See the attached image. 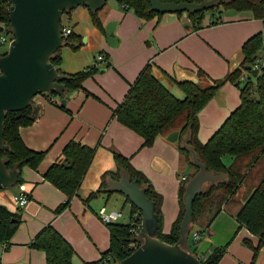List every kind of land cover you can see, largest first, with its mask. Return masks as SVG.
<instances>
[{"label": "crops", "instance_id": "0c3cea01", "mask_svg": "<svg viewBox=\"0 0 264 264\" xmlns=\"http://www.w3.org/2000/svg\"><path fill=\"white\" fill-rule=\"evenodd\" d=\"M75 14L79 24L75 28L67 26L82 36L84 45L89 44L92 36H95L97 41L95 45L84 46L81 49L99 50L102 46L103 51L99 55H103L104 60L95 58L96 64L99 67L100 62L108 61L110 66H103L101 69L104 71L100 70L92 78L85 80L84 88L75 91L68 99L66 110L52 102L45 94H39L34 98L35 121L29 126L22 127L20 132L28 147L47 151V155L37 169L29 166L22 169L23 182L18 186L0 189V204L12 212L19 213L22 219L7 249L2 252V264H46L45 252L31 247L30 243L38 232L50 223L74 246L73 264H86L98 260L109 248L108 226L105 224L104 228L100 225L95 219L96 212L91 208L92 200L86 202L84 199L100 187L104 172L117 170V164L115 168L109 166L102 169L99 181H95L94 177L88 186L85 184L86 175L70 207L59 215L54 212L65 201L66 195L57 186L45 180L44 173L53 163L62 160L64 147L73 139L97 147L93 162L99 154L101 156L103 153L106 156L110 154L111 157V149H116L129 157L134 167L142 171L162 195L163 232L169 233L180 213L179 190L182 180L189 176L193 169L180 152L179 139L170 142L166 139L168 134L160 135L153 146L142 147L143 138L114 118L113 109L123 101L130 85L135 82L149 61L154 62L173 80L196 81L199 69L204 70L212 78L221 77L241 67L244 59L242 52L244 42L263 31L257 21L259 19L255 18L251 11L226 16L224 22L218 25H211L210 18L203 19L201 28L195 30L188 16L165 13L161 17L145 20L116 1V4L107 7L105 5L100 13L105 29L108 23L117 21L116 35L120 41L118 46L113 47L107 43L106 32L89 25L90 11L77 10ZM82 23L84 25L88 23L91 27L88 38L82 32L84 31ZM81 49L74 53L76 54L73 58L74 65L71 67L76 68L64 66L63 71L72 73L88 65L89 61L79 63ZM164 81L169 88L177 87L168 80ZM225 88L220 90L199 114L198 136L203 143L213 136L224 120L240 105L241 100L237 101L231 97ZM71 94L68 93L67 96ZM54 100L58 102L56 97ZM224 157L226 166L240 162L237 161L238 158L230 156L229 161L225 163ZM248 161L249 159H246L244 164L246 165ZM257 166L253 169L255 170ZM24 192L29 194V200L25 206L20 207L15 197ZM105 194L107 193L97 197ZM243 203V200L232 199L223 206L209 228L203 231L206 233L204 237L206 239L201 237L196 244L201 254L208 253L212 246L217 244L229 243L227 252L219 264H224L223 262L251 264V253L241 249L242 238L248 239L247 236L253 235L259 244L260 237L252 234L245 226L239 227L234 213ZM188 241L190 242L189 239ZM255 264H264V244Z\"/></svg>", "mask_w": 264, "mask_h": 264}, {"label": "trees", "instance_id": "16d2710c", "mask_svg": "<svg viewBox=\"0 0 264 264\" xmlns=\"http://www.w3.org/2000/svg\"><path fill=\"white\" fill-rule=\"evenodd\" d=\"M116 1L123 4L125 8L133 10L141 19L149 20L163 15L152 9L149 0ZM162 1L201 2L203 0ZM229 9H235L237 12L251 11L255 18L262 20L264 24V0H220L219 5L195 14H189L188 17L192 20L194 29L198 30L201 28L206 12H213L210 24L218 25L224 22V13ZM101 11L96 14L91 13V18L94 26L106 32ZM216 12L220 14L219 17H216ZM176 14L182 16L183 12ZM0 23L5 26L6 33L12 34L8 0H0ZM83 44L82 36L72 29V32L64 38L63 47L68 45L74 51H78ZM263 46L264 31L251 36L242 46L244 59L241 67L228 72L225 78L220 79L212 78L204 70L199 69L197 71L198 80L196 81L173 80L154 62L149 61L135 82L130 85L123 101L113 109L112 116L114 118L143 138L142 147L153 146L160 135H167L174 130L180 131L179 149L193 172L182 180L179 190L180 213L169 233L163 232L162 195L155 189L151 180L142 171L134 167L131 159L116 149H112V153L117 164V170L104 172L101 176L100 187L84 201L88 202L102 193L112 194L106 191L109 178L119 179L122 172H126L132 180H136L140 186L146 187L148 197L156 202V212L159 215L158 237L165 242L175 244L179 240L181 221L185 214L183 196L186 184L198 171V167L192 162L191 152L188 149L193 148L198 158L206 165L207 171L220 174L221 177L206 182L203 191L197 195L194 201V214L188 239L196 226L202 229L199 231L200 233L209 228L210 223L223 206L235 198L243 182L254 170L253 168L264 160V68L261 72L254 68V60ZM61 49L53 54L51 61L60 74L66 75V78L62 80L66 92L62 96L53 91L41 93L47 95L57 105L59 103L54 100L56 96L63 99L68 93L83 89L85 80L94 76L99 70L95 63L75 73L63 71ZM246 73L248 74L247 77L245 76ZM164 80L176 85L183 92V98L177 97ZM226 82H232L239 88L241 103L213 136L206 143H203L198 136L200 129L199 114ZM33 103L34 100L23 110L8 111L4 123V141L9 149L2 151V157L9 170L18 168L19 181L17 186L23 182L22 169L25 166L37 169L47 155V151H38L28 147L21 136V128L29 126L35 121ZM60 107L64 110L67 109L62 104ZM96 151L97 147L74 139L70 140L62 151V160L53 163L44 173V179L57 186L66 195L65 201L54 210L55 214L59 215L70 207L90 169ZM226 155L238 158L237 161L240 162L236 165L226 166L223 161V157ZM246 159L249 161L245 165ZM64 162H68V166L64 165ZM125 199L132 207L131 221L129 223L116 221L106 224L110 232L109 248L102 253L100 259L89 261L86 264H117L131 255L143 243V239L136 236L132 231L133 224L141 222L140 217L136 220L132 219L135 218L136 213L140 216L142 212L127 197ZM234 214L239 222V227L245 226L251 233L260 237L259 245L253 246L255 255L251 264H255L259 250L264 244V174L258 185ZM21 221L19 213L12 212L5 205L0 204V264H2V247L4 244L7 246L10 244V240L18 230ZM228 245L229 243L222 246H212L206 254H201L196 244L193 243L192 245L189 241L186 248L196 256H202L200 259L203 264H219L227 252ZM30 246L45 252L46 264H73L74 246L51 223L38 232Z\"/></svg>", "mask_w": 264, "mask_h": 264}, {"label": "water", "instance_id": "95a60500", "mask_svg": "<svg viewBox=\"0 0 264 264\" xmlns=\"http://www.w3.org/2000/svg\"><path fill=\"white\" fill-rule=\"evenodd\" d=\"M108 0H8L10 4V22L13 39L8 51L0 56V189L13 187L19 181V170H9L2 157V151L9 149L4 141V123L8 111L27 108L34 98L45 92L53 91L62 96L66 87L62 80L66 75L60 74L51 61V57L64 45L62 18L78 6H85L91 13L102 10ZM154 11L165 13L183 12L184 16L195 14L219 5L220 0H203L201 2H170L149 0ZM237 13L235 9L226 11V16ZM117 21L106 26L107 43L116 47L120 38L116 35ZM4 26L0 27V33ZM104 71V69H101ZM66 95L62 106L70 97ZM33 117L34 112H33ZM180 131L168 133L166 139L176 142ZM192 162L198 171L187 182L183 196L185 214L181 221L179 240L171 244L161 240L159 233V215L156 202L148 197L147 188L132 180L126 172L119 179L109 178L106 188L108 193H121L142 212L140 237L143 243L131 255L117 264H203L200 257L189 251L188 233L194 214V201L208 181L221 177L207 171L206 165L198 158L193 148ZM68 166V162H64Z\"/></svg>", "mask_w": 264, "mask_h": 264}, {"label": "rangeland", "instance_id": "374dc122", "mask_svg": "<svg viewBox=\"0 0 264 264\" xmlns=\"http://www.w3.org/2000/svg\"><path fill=\"white\" fill-rule=\"evenodd\" d=\"M112 4H116V1L115 0H108V2L106 4V7L110 6ZM77 10L78 11H82L83 10V11L89 12L88 8H86L85 6H78L76 9L72 10L71 13H65L64 14V16L62 18V21H63L64 25H69V26L75 28L79 24L77 19H76V14H75ZM242 12H246V11H242ZM247 12L249 13L250 11H247ZM212 13L213 12H206L205 15H204V19L207 20L208 18H210V19L213 18ZM219 16H220V14L218 12H216V17H219ZM225 17H226V14L224 13V18ZM205 20H204V22H205ZM90 21L91 22H89L90 23L89 25H91L93 27L94 24H93L91 16H90ZM257 21H259L260 26L262 27V30L264 31L263 22L260 19L257 20ZM89 25H88V23L87 24L85 23V25L82 23V26L84 27V31H82V32H83V34H85L84 36L86 38L89 37V35H90L89 32L91 31V27ZM5 33L6 32H4V34ZM86 40H88V39H86ZM95 42H97L96 38H95V36H92L89 44H87V45L83 44L82 48L84 46H88V45L89 46L95 45ZM99 44H100V41H98V46L100 47ZM8 48H9V43L0 46V54H3L5 52H7ZM101 51H103L102 46L100 47L99 50H94L93 49V50L90 51V50L81 49V60H80L79 63L80 64H84V62H87V61H89V63H88V65H86L84 67H80L81 69H77L75 71H72V73L84 70L88 66L94 65L96 63L95 60H97L95 58H98V56H99ZM75 52H77V51H74L68 45L62 47V49H61V53H62V57H63V63L61 65L62 68L64 66H70V68H72V69L76 68L74 66L71 67V65H74L73 58H75V55H76V54H74ZM105 57H106V55H105ZM106 60H107V57H106ZM109 63L110 62H108V61L107 62H105V61L100 62L99 63V67H98L99 68L98 72L101 70V68L103 66L104 67H109L110 66ZM75 66H77V65H75ZM227 74L228 73L222 75L221 77H217V78L218 79L225 78V76ZM92 77L93 76L89 77L88 79H90ZM242 84H244V83L242 82ZM225 87L227 88V91L229 92L231 97H233L237 101L241 100L238 87L234 83L226 82L223 85V87L221 88V90H224ZM171 91L179 98H183V96H184L183 92L178 87H175L174 89L171 88ZM56 100L58 101L59 105H61V101H62L61 97L60 96H56ZM240 103H241V101H240ZM111 152H112V149H111ZM224 159H225V163H227L229 161V159H230V155H226L224 157ZM108 167L109 168H115L116 167V162L114 160L113 153H112L111 157H110V154H107V156L104 153L102 154V156H101V154H99L97 156V158L95 159V161L91 164L90 169L88 170V173L86 174L87 178H86L85 184L88 186L92 182V179L94 177H95V181L98 182L99 178H100V175H101V172H102L101 170L104 169V168L106 169ZM263 174H264V160L246 178V180L243 182L240 190L238 191V193L236 194L235 198H233V199H237V200H241V201L243 200V202H244L245 199L249 196V194L258 185V183L261 180ZM85 187L82 190L83 193L85 191ZM105 204H106V206H105ZM123 205H124V207H123ZM103 207H106L108 210H117V211H121L122 210L123 211V217L119 220V222H123V223L130 222L132 207H131V204L129 202H126L125 197L121 193H117V192L116 193H112V194H110V196H108L107 194L101 195L99 197H96V198L92 199V201H91V208L97 214L95 219L100 223V225L102 227L105 228L106 226H105V224H103L102 220L100 219V215H99V212H100V210ZM195 230H202V229H200V227L196 226ZM205 236H206V233L202 232L201 237L204 238ZM247 237H248V239L242 238V243H241L242 245H240V246H241V249L244 252H250L251 253V263H252L253 259H254V255H255V252L253 250V246L257 247L259 244H258V242H256L254 240L253 235L252 236L250 235V236H247ZM204 239H206V238H204ZM189 240H190V243L193 245V243H194L193 242V238L190 237ZM247 240H249V243H246ZM215 246H222V245H218L217 244ZM260 250H259V252H260ZM223 263L225 264V262H223ZM226 264H228V262H226Z\"/></svg>", "mask_w": 264, "mask_h": 264}, {"label": "built area", "instance_id": "2783aa9c", "mask_svg": "<svg viewBox=\"0 0 264 264\" xmlns=\"http://www.w3.org/2000/svg\"><path fill=\"white\" fill-rule=\"evenodd\" d=\"M4 32H6L5 26H4ZM4 32L0 33V46L8 44V43L10 44L11 40L13 39V34H9V33L4 34ZM71 32H72V29L67 25H63L62 23L63 37L66 38ZM98 60H104V56L99 55ZM254 68L259 72H261L262 69L264 68V46L260 49L259 54L254 60ZM183 179H185V177ZM28 200H29V194L25 192L15 197V201L20 207L25 206L28 203ZM99 215H100V219L102 220V222L104 224H108L111 222L119 221L123 217V211L122 210L121 211L108 210L106 207H103L100 210ZM134 217L135 218L132 220H136L138 219V217H140L141 222L134 223L132 231L136 236L140 237V231H141V226H142V215L139 216L138 213H136ZM192 238H193V242L195 244H198V242L201 239L200 232L194 231L192 233ZM6 248H7V244H4L2 249L5 250ZM199 257L202 258V256H199Z\"/></svg>", "mask_w": 264, "mask_h": 264}]
</instances>
